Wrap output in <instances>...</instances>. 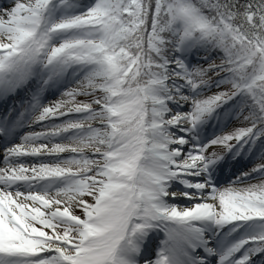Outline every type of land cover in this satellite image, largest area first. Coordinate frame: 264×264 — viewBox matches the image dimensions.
<instances>
[{
  "label": "snow or ice",
  "instance_id": "6c2138e0",
  "mask_svg": "<svg viewBox=\"0 0 264 264\" xmlns=\"http://www.w3.org/2000/svg\"><path fill=\"white\" fill-rule=\"evenodd\" d=\"M21 90L0 264H264V0H8L0 99Z\"/></svg>",
  "mask_w": 264,
  "mask_h": 264
},
{
  "label": "rangeland",
  "instance_id": "374dc122",
  "mask_svg": "<svg viewBox=\"0 0 264 264\" xmlns=\"http://www.w3.org/2000/svg\"><path fill=\"white\" fill-rule=\"evenodd\" d=\"M87 2L88 1H85V3H87ZM7 3H8V0H0V4H7ZM192 59L195 62L197 60H200L201 58L200 57H197V56H193ZM201 62H203V61H201ZM205 66H206V64H205ZM32 86L34 87V85H32ZM73 87H76V85L75 84H69L68 85V88H73ZM217 90L218 89L213 88L212 89V92H209L207 94L208 95H211L212 93L216 92ZM64 91H65L64 88L58 87V86L57 87H52V88L48 89L45 93L42 94V97L44 98V103L45 104H49V103H52V102H55V101L60 100L62 98V93ZM30 95H31V93L29 91H27V90H21L18 94L14 95V96H12L10 98L2 99L4 101V103H3L4 105L3 106H7V108H5L3 110L4 107L0 105L1 106V108H0V118L4 117L8 113V110L9 109H12L13 107H15V110L16 111H22L23 110V107L21 106L22 105V102H26L27 99L30 97ZM64 98L67 99V97H64ZM84 99H85V97H77V100H84ZM45 100H47V101L45 102ZM6 102H7V104H5ZM226 122H228L227 121V116L222 117L221 123L223 124V123H226ZM237 126H241V121H238L235 118H233L231 120V122H228V129L227 130L230 131L234 127H237ZM26 127H28V126H26ZM23 128H20L17 131L20 132L21 130H23ZM31 130L32 129L29 127V129L27 130V132H29ZM213 131H216L217 134H220L219 129L215 127V122H213V127H210L208 129L209 136L212 135V132ZM9 146H11V145H9ZM213 150L220 151V149L219 148H216V147L209 149V151H213ZM63 155L64 156H68L70 154L69 153H65ZM1 161H3V158L1 159ZM254 162H258V161L253 160V161H248V162H242L241 163V167L238 170L244 169L245 167L246 168H250V167L253 166V163ZM237 165H239V164H236L235 166H237ZM232 167L233 166L231 165V162H230V165L228 166V169H231ZM238 170H234L233 173L234 174H238ZM224 173H226V172L224 171ZM251 182L252 183H256L258 181L252 180ZM76 214L77 215H81V213L79 211H77ZM151 239L155 241L154 247H156L157 246L156 243L159 240V237L157 236V234H153V237ZM147 246H153V244L151 243V241H148ZM155 249L156 248H148L147 247L145 251L150 250L151 257H154V255H155Z\"/></svg>",
  "mask_w": 264,
  "mask_h": 264
},
{
  "label": "bare ground",
  "instance_id": "6f19581e",
  "mask_svg": "<svg viewBox=\"0 0 264 264\" xmlns=\"http://www.w3.org/2000/svg\"><path fill=\"white\" fill-rule=\"evenodd\" d=\"M47 100H45L46 102ZM0 102H4L2 99L0 100ZM3 105V104H1ZM29 129V127H24L23 130L21 131V133H16L15 137H12V136H9V137H2L0 136V146H2V148H5V145H7L8 143H20V138L26 134L27 130ZM4 145V146H3ZM21 160L23 161H26L28 163H31L33 160H38L39 158H36V157H21L20 158ZM47 159V158H46ZM4 163L3 162H0V167H4ZM224 180L222 179L221 182H223ZM180 204H187L189 203L188 201L184 200V199H181L179 201Z\"/></svg>",
  "mask_w": 264,
  "mask_h": 264
},
{
  "label": "trees",
  "instance_id": "16d2710c",
  "mask_svg": "<svg viewBox=\"0 0 264 264\" xmlns=\"http://www.w3.org/2000/svg\"><path fill=\"white\" fill-rule=\"evenodd\" d=\"M224 90H227V86H225L222 89H220V91H224Z\"/></svg>",
  "mask_w": 264,
  "mask_h": 264
}]
</instances>
